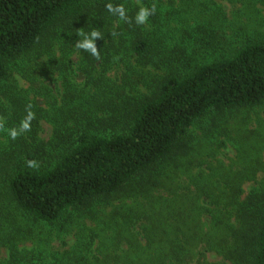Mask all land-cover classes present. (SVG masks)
<instances>
[{
  "label": "trees",
  "instance_id": "obj_1",
  "mask_svg": "<svg viewBox=\"0 0 264 264\" xmlns=\"http://www.w3.org/2000/svg\"><path fill=\"white\" fill-rule=\"evenodd\" d=\"M141 1L155 9L147 20L151 27L136 23L140 6L133 8L134 0H0V250L10 252L0 264H33L18 253L17 242L34 233L49 235L44 228L69 209L91 210L112 199L125 206L133 199L140 206L134 215H111L124 227L117 246L131 226L148 222L146 245L129 233L131 254L123 250L116 260L264 264V191L241 199L242 185L255 176L260 161L234 172L222 165L206 170L193 161L200 147L192 131L209 114L264 107V41L247 39L215 56L209 52H216L221 37L211 19L209 26L198 27L200 38H186V27H192L186 15L195 0ZM258 1L238 0L251 7ZM109 4L122 5L126 19L109 12ZM171 18L185 26L176 38ZM93 31L101 34L95 41L99 57L77 47ZM75 53L81 60L73 70ZM34 56L45 57L20 70L15 66ZM72 70L83 74L85 87L72 86ZM115 70L121 72L107 75ZM55 74L65 92L61 105L56 100L49 105L48 111L59 116L45 140L40 122L49 112L36 98L49 90L42 79ZM29 113V128L23 130ZM12 129L18 132L15 139ZM29 160L37 166L29 167ZM193 169L195 191L187 188L173 199L164 195L170 173ZM211 252L222 262L209 261Z\"/></svg>",
  "mask_w": 264,
  "mask_h": 264
},
{
  "label": "rangeland",
  "instance_id": "obj_2",
  "mask_svg": "<svg viewBox=\"0 0 264 264\" xmlns=\"http://www.w3.org/2000/svg\"><path fill=\"white\" fill-rule=\"evenodd\" d=\"M136 5L140 8L144 7L141 0H134L133 8H136ZM190 8L186 20L192 27H186L187 31L190 32L186 38H190V36L200 38L202 35L198 27L209 26L210 19L216 25L213 26L212 30L217 29L220 32L219 37L221 38H219V42L216 41L219 48L215 50L216 52L210 51V54L215 56L219 52L225 54L229 47L237 46L247 39L264 41V3L260 0L253 7L243 5L238 0H195ZM257 9H259V12L256 11ZM171 23L174 28L172 38H176L181 34V31H178L179 27L185 26H179L172 18ZM115 24L118 25L117 22ZM144 25L146 27L152 26L150 21H146ZM210 37H212V32ZM203 54L208 55L205 52ZM43 57L45 56H34L31 60L23 58L21 61H17L15 66L19 67L20 70V68L30 66L34 64V61H38ZM70 60L73 70H75L79 66L81 56L75 53ZM73 70L69 76L72 86L79 89L85 87L83 74ZM120 72V70H115L107 75L116 76L115 74ZM17 77L21 79L22 87H29V84L19 74H17ZM42 80L49 90L48 93L45 92L44 95L38 96L36 102L39 108L49 112V105L52 101L56 100L55 102L61 105L60 99L62 93L65 92L64 84L59 74ZM115 80L117 82V80H121V77ZM117 83L119 84L120 81ZM33 97L31 94L30 98L34 99ZM58 116V112H49V115L41 119V139L48 140L52 137L55 125L53 120ZM192 131L197 137L193 142L200 147L194 154L193 161L202 162V166L206 170L209 167L222 165L223 168L234 172L247 168L253 159H257L260 161V165H258L255 176L242 185L244 193L241 199H246L253 190L264 191V107L221 110L209 114ZM243 157L245 163L242 161ZM195 173L196 169H193L191 174L170 173L172 177L171 186L164 195L173 199L176 195L180 196L187 193V188L195 191V185L192 183ZM163 191L161 192L163 193ZM125 201L128 206L120 203L118 199H112L110 204L105 205L99 202L91 210L83 208L69 209L57 224L44 228L50 236L34 233V236L28 240L17 242L18 253L25 255L27 263L31 262L33 264H41L45 260L55 261V259L58 260L59 264H130L124 259L116 260L115 258L122 256L123 250L127 253L131 251V246L127 241L129 233L138 234L140 245H146L143 234L144 226L148 222L146 219H141L135 227L131 226L130 231L126 233L127 239H122L121 242L123 241V243L120 247L117 246L116 243L120 242L119 229L124 227L121 219L117 221L111 215L116 214V212L124 213L125 211H129L127 215L129 213L134 215L140 209L139 204L133 203V199ZM138 201L148 206L146 199L139 197ZM114 206L117 207L114 208ZM102 215L107 220H101ZM0 252L1 259L7 260L9 258L10 252L7 247L1 248ZM47 253L50 254L48 259L46 258ZM108 254L111 257L106 259L104 256ZM206 258L211 262H222V258L213 252L208 253Z\"/></svg>",
  "mask_w": 264,
  "mask_h": 264
},
{
  "label": "clouds",
  "instance_id": "obj_3",
  "mask_svg": "<svg viewBox=\"0 0 264 264\" xmlns=\"http://www.w3.org/2000/svg\"><path fill=\"white\" fill-rule=\"evenodd\" d=\"M107 8L109 12H112L114 14H118L121 19H126L125 17V10L122 5L117 6L113 8L111 4L107 5ZM155 9L154 8H144L141 7L138 13L136 14V23L139 25H143L146 23L148 20L149 16L154 14ZM101 38V34L98 31H93L89 36H85V38L78 42L77 47L84 49L85 51H88L92 56L99 57V51L96 47V39ZM32 119V114L29 113L28 117L24 121L21 122V128L23 130H27L29 128V121ZM10 136L12 139H15L18 135L17 130L12 129L10 130ZM27 164L29 167H36V162L35 161H27Z\"/></svg>",
  "mask_w": 264,
  "mask_h": 264
}]
</instances>
